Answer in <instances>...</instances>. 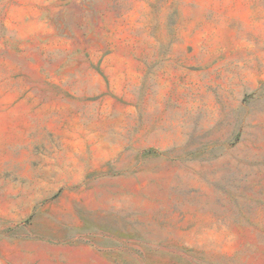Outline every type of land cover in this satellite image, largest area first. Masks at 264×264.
<instances>
[{
    "label": "rangeland",
    "instance_id": "obj_1",
    "mask_svg": "<svg viewBox=\"0 0 264 264\" xmlns=\"http://www.w3.org/2000/svg\"><path fill=\"white\" fill-rule=\"evenodd\" d=\"M0 264H264V0H0Z\"/></svg>",
    "mask_w": 264,
    "mask_h": 264
}]
</instances>
